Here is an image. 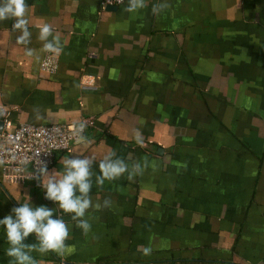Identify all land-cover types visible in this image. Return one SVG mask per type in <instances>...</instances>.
I'll use <instances>...</instances> for the list:
<instances>
[{
	"label": "crops",
	"instance_id": "crops-1",
	"mask_svg": "<svg viewBox=\"0 0 264 264\" xmlns=\"http://www.w3.org/2000/svg\"><path fill=\"white\" fill-rule=\"evenodd\" d=\"M28 4L39 60L16 43L12 21L0 23V112L9 128L85 124L91 142L56 153L49 173L68 156L98 165L113 149L130 169L149 161L132 180L93 183V203L110 206L88 211L87 236L63 216L67 250L33 253L40 264H264V0H148L137 13L100 0ZM45 22L62 44L49 53L53 75L39 70ZM84 75L95 89L82 88ZM25 196L33 207H57L39 180L6 183L0 166V219ZM6 248L0 228V264Z\"/></svg>",
	"mask_w": 264,
	"mask_h": 264
},
{
	"label": "clouds",
	"instance_id": "clouds-1",
	"mask_svg": "<svg viewBox=\"0 0 264 264\" xmlns=\"http://www.w3.org/2000/svg\"><path fill=\"white\" fill-rule=\"evenodd\" d=\"M148 0H120L127 13H137L147 7ZM168 4L159 3L153 5V12L163 11ZM30 5L28 0H0V23L12 21L11 31L17 33L15 41L25 49L29 57L39 60L37 51L29 45L32 43L33 33L29 29L27 18ZM37 39L42 42V51L58 54L62 51L60 38L53 34L52 26L45 22L39 26ZM38 111V109H37ZM75 127V135L81 141L90 143L82 135L85 124L80 123ZM132 137L137 144L143 143V134L139 128L131 130ZM39 153L36 155L38 156ZM39 166L38 173L33 175L28 170V175H21V179L39 180L40 186L45 193V199L57 205L54 209L46 206L33 207L29 202L30 197H26L23 203L14 207L10 214L0 219V228L3 229L7 248L5 256L8 264H40L33 253L41 256L56 254L63 256L67 250V241L70 238L69 225L63 216H70L76 222L82 234L87 236L91 231V224L86 218L90 209L100 210L102 207H109L110 199H105L103 204L93 203L90 195L93 183L102 187L106 181H114L124 176L132 180L137 175H142L144 170L149 167V161L129 164L121 157L117 156L116 150L109 153L97 165L95 160L88 156L75 155L67 157L61 163L60 171L49 173L47 164L43 161L35 160ZM94 165L98 172H94ZM23 171V170H22ZM57 211L61 215H57ZM56 218H53V217ZM30 234L35 236L36 243L26 245L24 241ZM147 254L149 250L144 249Z\"/></svg>",
	"mask_w": 264,
	"mask_h": 264
},
{
	"label": "built area",
	"instance_id": "built-area-1",
	"mask_svg": "<svg viewBox=\"0 0 264 264\" xmlns=\"http://www.w3.org/2000/svg\"><path fill=\"white\" fill-rule=\"evenodd\" d=\"M102 6L119 7L120 0H100ZM58 69L56 57L47 53L40 63L41 73L53 75ZM83 89H95L92 76L84 75L81 79ZM0 131V166L2 179L6 183L24 184L29 180L21 179L27 176L28 170L36 175L39 166L35 160L43 161L47 168L53 165L55 154L66 152L79 139L74 134L77 125H30L19 124L9 128L7 119L2 118ZM85 130V129H84ZM84 133V131H83ZM82 133V134H83ZM39 153L38 156H36ZM23 170V171H22Z\"/></svg>",
	"mask_w": 264,
	"mask_h": 264
},
{
	"label": "water",
	"instance_id": "water-1",
	"mask_svg": "<svg viewBox=\"0 0 264 264\" xmlns=\"http://www.w3.org/2000/svg\"><path fill=\"white\" fill-rule=\"evenodd\" d=\"M107 8H112V9H114V8H116V7H110V6H107ZM1 119H2V113L0 112V131L2 130V122H1Z\"/></svg>",
	"mask_w": 264,
	"mask_h": 264
}]
</instances>
